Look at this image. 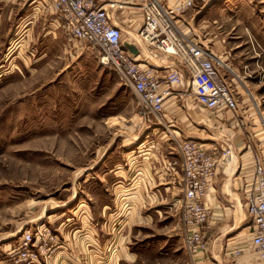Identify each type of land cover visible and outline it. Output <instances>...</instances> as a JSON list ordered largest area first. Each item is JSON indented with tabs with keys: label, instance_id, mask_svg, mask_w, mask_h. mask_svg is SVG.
Segmentation results:
<instances>
[{
	"label": "rangeland",
	"instance_id": "rangeland-1",
	"mask_svg": "<svg viewBox=\"0 0 264 264\" xmlns=\"http://www.w3.org/2000/svg\"><path fill=\"white\" fill-rule=\"evenodd\" d=\"M41 1L0 0V256H4V245L14 252L25 231L43 225L55 236L57 248L52 256L66 248L78 228L131 226L132 215H120L129 201L111 191L115 177L105 175L106 171L138 155L156 162L163 148L169 160H176L180 140L199 138L209 150L212 145L232 146L233 154L241 157L236 172H241L243 180L252 172L253 161L264 163V0L236 1V6L228 0L215 4L225 16L232 15L222 26L229 39L238 26L243 29L249 67L235 74L224 70L240 97L238 110L214 113L194 104L193 113L204 123L193 132L188 130L194 123L178 103L181 98L193 100L189 88L173 87L176 97L166 102L174 104L168 110L167 124L164 110L157 120L142 118L145 110L133 92L111 67L98 62L96 50L70 40L55 12ZM168 1L170 7L180 2ZM191 1L193 7L185 12L187 21L198 18L194 10L203 8L200 0ZM132 7L131 22H121V26L124 42L134 44L142 15ZM181 28L193 37L205 34ZM145 53L142 50L140 61ZM153 55L158 57L146 63L154 67L171 60ZM247 96L253 103H247ZM233 121L236 127L230 125ZM232 138L242 143L240 151L229 142ZM248 160L252 165L247 172ZM168 173L176 186L180 169ZM181 197L180 192L173 194L164 206L141 198L132 204L150 208L147 221L151 224L142 226L139 233L129 231L124 255L120 253L118 259H113L114 246L108 247L102 263L192 264L182 244ZM62 224L68 225L65 231L54 230Z\"/></svg>",
	"mask_w": 264,
	"mask_h": 264
},
{
	"label": "built area",
	"instance_id": "built-area-1",
	"mask_svg": "<svg viewBox=\"0 0 264 264\" xmlns=\"http://www.w3.org/2000/svg\"><path fill=\"white\" fill-rule=\"evenodd\" d=\"M42 2L55 12L70 40L96 50L98 62L111 67L123 85L133 92L145 110L142 118L153 116L157 120L166 102L176 97L172 90L175 86L189 88L194 103L209 112L235 113L238 110L237 91L221 73V70L231 73L228 65L183 30L177 19L193 7L191 0H180L174 7L164 0H140L132 5L142 15V24L135 36L149 56L141 61V46L134 40L139 55L130 54L123 46L121 24L111 21L109 10L121 8L120 4L113 1L100 4L99 0ZM153 53L170 57L176 67L168 68L161 76L162 69L158 65L146 63L150 57H158ZM212 146L209 150L198 140H180L176 144L178 158L167 163V171L180 169L181 234L183 248L191 257L207 251L210 224L204 198L213 188L219 168L225 167L233 154L230 145ZM240 192L252 226L249 248L264 264V163L253 161L252 172L244 177ZM56 246L55 236L43 225L32 232L25 231L16 250L7 254L9 261L15 264H48Z\"/></svg>",
	"mask_w": 264,
	"mask_h": 264
},
{
	"label": "crops",
	"instance_id": "crops-1",
	"mask_svg": "<svg viewBox=\"0 0 264 264\" xmlns=\"http://www.w3.org/2000/svg\"><path fill=\"white\" fill-rule=\"evenodd\" d=\"M112 1L120 4L121 7L109 10L112 23L117 25L121 24V22H131L133 14L129 11L130 8L134 9L131 6L133 4L126 0H99V3L107 4V2ZM164 1L167 4L169 3L168 0ZM200 1L203 8L194 10L196 12L194 16L196 17L198 14V18L187 21V15L184 13L177 16L179 23L182 26H186L192 32H198L200 35V31L204 30L203 33L205 34H203V38L198 35L196 37L197 40L208 49L214 57L225 62L234 74L241 70V68H244V66L249 67V64H247V41H245L243 29L238 26V28H236L237 31L233 34L234 37L229 39L227 37L229 32H225L222 26L225 25V22L228 24L229 21H231L229 19L232 15L225 16L224 13L216 8L219 0ZM228 1L234 6H236V1L237 3L243 1V3L246 4L245 0ZM233 17L236 18V16ZM238 22L239 21L236 20V23ZM144 56L147 57L148 55L145 53ZM158 66L165 71H167L168 68L176 67L172 60L162 62L158 64ZM221 71V73L225 75V71ZM239 99L240 97H238V101H240ZM178 103H181L182 108L186 110L189 116V119H187L195 125L191 126L188 131L193 132L194 129L198 130L196 127H198L200 123H204V120L198 118L197 112L193 113V110L196 109V104L190 98H181L178 100ZM247 103H253L248 96ZM173 107L174 104H169V102L165 105L162 116L166 124L170 121L168 115L171 111L169 112L168 110H171ZM249 111L250 110H248L247 113ZM250 115L248 114V117L252 118ZM230 125L232 127L237 126V124H234V121ZM181 132L185 131L182 130ZM232 134L234 133L232 132ZM197 140L199 141V138H197ZM228 140L233 145L235 151L241 150L242 143L239 140L235 142H233L234 138ZM162 146L166 147L164 145ZM160 151L161 155L156 162H146L144 158H140L138 155L136 158L137 160L133 159L131 162L128 160L123 165H115L106 171L105 175L111 176L113 174L115 177L111 183V191L117 198L120 197V199L129 201L128 204H130V206L136 203L140 198L142 200L154 199L158 205L164 206L167 198L180 192L179 181H177V187L173 186L175 180L171 178V174L167 171L169 159L166 154V148ZM237 157L238 156L235 154H232L225 167L221 166V168H219V174L217 175L213 188L207 192L204 198V203L209 209L210 224L207 251L204 254L191 257L184 250L192 264H261L249 248L252 226L251 220L245 210L242 193L240 192L243 176L241 172L239 173V170V175H237L236 172L241 164V157H238V159ZM230 163H232L231 166ZM249 163L250 161L248 160L247 172L251 169L252 165L249 166ZM144 205L137 204L134 207L127 206L121 210L120 215L123 217L132 215L134 220L131 226L127 224L123 226L112 225L111 228L110 226H106L105 228L103 225L97 228L96 225H89L85 230L78 228V230L84 231L83 234H79V231L76 229L77 231L74 232L72 238L69 239L70 242L65 245L66 248H64L62 252L57 251V253L52 256L50 264H108V261L105 263H102V261H104L103 257L107 256L108 247L112 246H114L112 250V254L114 255L113 259H116V257L118 259L120 253L124 255V243L130 239L129 231L131 230V235L132 231L139 233L141 232L142 226L151 224L149 220L147 221V219H151L149 215L150 208L144 207ZM67 226H65V224L58 225L54 227V230L62 232L66 230ZM104 230H110L114 234L106 235L104 234ZM176 232H178V230ZM1 250L4 256H0V264H8L10 261L7 253H10L11 249L9 248L6 250V245H4ZM236 251H239L238 255L235 254ZM81 260L83 261L82 263Z\"/></svg>",
	"mask_w": 264,
	"mask_h": 264
},
{
	"label": "water",
	"instance_id": "water-1",
	"mask_svg": "<svg viewBox=\"0 0 264 264\" xmlns=\"http://www.w3.org/2000/svg\"><path fill=\"white\" fill-rule=\"evenodd\" d=\"M123 46L133 56L136 57V56L139 55V50L137 49V47L135 46V44L123 42Z\"/></svg>",
	"mask_w": 264,
	"mask_h": 264
},
{
	"label": "bare ground",
	"instance_id": "bare-ground-1",
	"mask_svg": "<svg viewBox=\"0 0 264 264\" xmlns=\"http://www.w3.org/2000/svg\"><path fill=\"white\" fill-rule=\"evenodd\" d=\"M134 39H135V42L138 44V46H141V54H142V50H145L146 51V49L142 46V43H141V41L136 37V36H134ZM137 47V46H136ZM137 49H138V47H137ZM147 57H149V56H147ZM233 163H234V161H233ZM231 164L232 163H230V166H231ZM229 166V165H228ZM229 166V167H230Z\"/></svg>",
	"mask_w": 264,
	"mask_h": 264
}]
</instances>
